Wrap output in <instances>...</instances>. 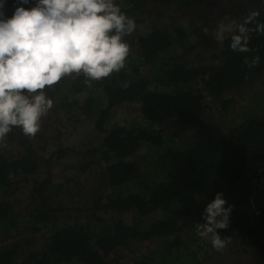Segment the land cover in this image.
Returning a JSON list of instances; mask_svg holds the SVG:
<instances>
[{"label": "trees", "instance_id": "trees-1", "mask_svg": "<svg viewBox=\"0 0 264 264\" xmlns=\"http://www.w3.org/2000/svg\"><path fill=\"white\" fill-rule=\"evenodd\" d=\"M226 1L121 0L119 7L138 29L147 9L158 5H174L192 27L186 21L155 23L147 31L137 32L136 27L125 38L130 54L121 72L93 82L92 87L84 83L82 73L73 74L43 90L47 97L57 95L56 108L76 121L72 110L78 107L89 137H82L75 148L70 144L48 149L46 156V145L38 147L34 141L41 142L51 127L41 128L34 138L13 128L0 142V264H107L113 252L151 238L163 240L161 260L142 255L135 264H197L201 251L213 249L210 242L195 245L196 239L183 233L180 219L201 220L217 193L240 203L250 192L247 180L256 161L264 158V90L250 105L239 104L234 96L264 78V34H251L249 47L254 51L248 53L231 51L229 38L218 42L210 21L212 8ZM232 1H239L238 24L250 11H259L257 23H264V0ZM34 4L35 0L29 4L19 0L15 8ZM197 49L210 53L196 59ZM256 55L259 65L248 68L244 57ZM259 83L264 89V79ZM117 112L125 118L117 120ZM52 126L56 129V124ZM10 145L15 152L10 153ZM69 149L76 152L71 162L85 175L61 173L64 177L53 181L52 161L61 156L66 167ZM43 168L47 175L39 178ZM28 178H33L32 206L25 220L17 217L8 197L14 184ZM73 179L88 188L87 201L81 208L59 200L53 203L54 190L68 188ZM243 191L247 193L241 195ZM259 206L263 211L259 220L247 218L251 225L247 239L264 224V205ZM73 211L80 218L70 221L66 212ZM130 215L136 221L128 222L125 216ZM241 218L239 214L238 223ZM233 230L229 225L220 235L233 237ZM39 234L45 242L35 251ZM258 251L264 262V246ZM183 254L189 261H180Z\"/></svg>", "mask_w": 264, "mask_h": 264}, {"label": "clouds", "instance_id": "clouds-1", "mask_svg": "<svg viewBox=\"0 0 264 264\" xmlns=\"http://www.w3.org/2000/svg\"><path fill=\"white\" fill-rule=\"evenodd\" d=\"M259 16V11H250L239 24L225 16L216 25V40L229 38L233 52L254 51L249 47L251 34H264ZM136 27L115 0H35L30 8L16 7L10 18L5 0H0V142L13 128L29 138L41 131L43 117L54 106L43 91L46 87L81 73L92 87L125 69L130 54L125 38ZM243 63L257 67L260 56H245ZM226 205L224 194L217 193L202 213L203 222L195 224L197 234L209 239L217 252L230 243V237L218 232L229 227L233 206Z\"/></svg>", "mask_w": 264, "mask_h": 264}, {"label": "rangeland", "instance_id": "rangeland-1", "mask_svg": "<svg viewBox=\"0 0 264 264\" xmlns=\"http://www.w3.org/2000/svg\"><path fill=\"white\" fill-rule=\"evenodd\" d=\"M120 1L121 0L119 1L115 0V2H117L116 3L117 5H120L119 3ZM18 2L19 0H5V14L7 17L10 18L13 15L15 11V4ZM226 2L227 3L225 5L217 4L215 7L212 8V11L214 14L212 15L214 16V18L210 21L214 25L213 27L214 31H215L218 21H220L225 16H227L230 20H235L237 24H238L239 18L242 17V13L238 5L239 1L236 2L232 0H227ZM147 11L149 13L148 15L145 14L144 16L145 21L143 20L142 22L143 23L142 28L138 29L139 26L137 25V29H136L137 32L140 30L147 31L150 29V27H153L152 25L155 23L171 25L177 21H181L182 23H184L187 20V17L183 15L181 10L177 9V7H175L174 5H171L170 7H166V5H163V6L158 5L156 7H152L151 9L148 8ZM188 22L189 20L186 21V23L190 27H192V24ZM194 51H195V55L193 56V58H196V59H200L204 57L203 55H208L210 53V51L200 50V49H197ZM196 59H194V61H197ZM206 61L210 62L207 59ZM259 78H260L259 81L250 83L242 87L234 94V96L238 98V101L240 102L239 104L250 105L253 99L255 100L258 99L257 96L262 93L261 91L264 90L263 87L259 83L264 78H262L261 76ZM49 98H51L54 101V106L50 110L48 115L43 117L42 119L43 127L42 128H45V127H51V128L48 129L47 131L48 134L41 139V142L39 140L33 139L35 140L34 142L36 145H38V147L40 145L43 146L42 144L46 145L47 148L43 152L45 156L48 155L50 151H53L55 148L59 147L60 145H70L71 144L75 148V146L79 144L80 142L79 140L82 139V137L83 138L84 136L89 137L87 136L88 131L85 130L88 127L87 121H85L82 118L83 117L82 112L78 110V107L73 108L72 110L73 113H75V115L79 118L78 121H76L73 117L70 116L69 112L59 111L56 108L55 102L58 99L57 95L51 96ZM262 99H264V94L262 96ZM214 111H216V108L214 109ZM117 113L118 115L115 116V118L116 117L118 118L117 120H123L125 118L124 113L122 114H120L119 112ZM219 122L223 123V119H219ZM53 124H56V129L53 128L52 126ZM87 139L88 138H85L83 139V141ZM48 149H50V151H48ZM9 150H10V153H13V150L15 152V147L13 145H10ZM74 154H76V152L73 149L68 150L66 167L64 164L66 162H64L61 159V156L60 158L55 157V160L57 161L58 165H56V161L54 160L52 161L54 163L52 164L50 168V170L52 169L51 171L54 172L53 181L60 180L62 177H64V175L73 176L76 172H78L79 175L80 174H82L83 176L85 175L83 171H79L77 167L74 165V163L71 162L73 158L75 157ZM45 170H46L45 168L41 170L40 172L41 175L38 174L39 178H44L47 175ZM61 173L64 175H62ZM32 180L33 178L31 179L28 178L26 180V183L20 182L16 186L14 184L13 188L10 190L11 193L9 194V197H8L15 204V208H16L15 210L17 213V217L21 219H25V220L29 219L31 216V213L30 211H28V209L32 206V204L30 203V196H31L32 191L29 189V186H30L29 181H32ZM70 182L72 183V185H69L68 188L62 187L61 189L54 190V197L52 201L54 203L56 200H59L64 205H67V206L76 205L79 208H81L82 206L81 203H85L87 201L88 188L84 190L85 187L79 186L74 179L70 180ZM250 190L251 189L249 187V191ZM245 193H247V191L245 192L243 191L241 195H244ZM244 198L245 197H243V199ZM32 201L34 203L33 198H32ZM255 201L257 205L258 204L264 205V197L257 195ZM239 213L242 214V218L239 220V223L237 224V226L234 228L232 232L233 237L232 235L229 236L230 243L223 250V252H217L213 248L210 252H208L207 250L206 253L204 254L203 253L204 250H203L200 252L201 254H203L202 257L200 256L201 261L199 260L197 264H233L234 261H239L241 263H247V264H264V262L261 260L262 251H258L257 252L258 254L255 252V249L257 247L264 246V224L258 231H255L252 237L248 236V239L251 241V243L250 242L248 243L246 231L250 229L251 225L250 223H248V219H247L249 217V213H248V206L246 203L243 204L242 207H240ZM77 215H79V212L77 211L66 212V218H69L68 220L70 221L76 218H80ZM103 218L107 219L108 215L103 213ZM125 218L128 222H131V220L133 222L136 221L134 217L132 218L131 215L125 216ZM201 220H196L193 222L191 218L189 219L181 218L180 222L183 225V231H184L183 233L193 237L194 239H197L198 234L196 231L195 224L197 222L202 223ZM25 236L27 237L26 234ZM257 237L258 238L261 237V239L258 240ZM44 242H45V238L39 234L36 242H34L35 246L33 249L35 251L38 250L39 248H41V245H43ZM194 244L196 245L195 242ZM193 247L196 248V246H192L190 249H192ZM164 253H165L164 244H163L162 238H151V239H147L142 242H138L136 244L133 243L130 248L125 247L123 249H120L118 253L113 252L106 258V261H107V264H135V261L138 260L142 255H146V256H149L151 259H154V262H158L159 260H161ZM188 256H189L188 254H185V255L183 254L181 255L183 259L182 258H179V259L182 262H186V261H189ZM186 264H189V263H186ZM190 264H192V262H190Z\"/></svg>", "mask_w": 264, "mask_h": 264}, {"label": "built area", "instance_id": "built-area-1", "mask_svg": "<svg viewBox=\"0 0 264 264\" xmlns=\"http://www.w3.org/2000/svg\"><path fill=\"white\" fill-rule=\"evenodd\" d=\"M248 184L250 185V192L248 195L245 196V198L240 202H235L232 200H227L228 205L233 206V210L230 214V223L229 225L233 228L237 226L238 219H239V212L240 207L243 206V204H247L248 206V213L249 217H251L253 220L258 221L260 216L262 215V208L259 206V204H256V197L257 195L264 197V158H261L256 161L252 176L250 179L247 180ZM226 205V207L228 206ZM220 230L218 229V232L220 234ZM210 240L198 235V238L196 239V244H206L209 243Z\"/></svg>", "mask_w": 264, "mask_h": 264}, {"label": "flooded vegetation", "instance_id": "flooded-vegetation-1", "mask_svg": "<svg viewBox=\"0 0 264 264\" xmlns=\"http://www.w3.org/2000/svg\"><path fill=\"white\" fill-rule=\"evenodd\" d=\"M197 42V41H196ZM196 42H192V44H195Z\"/></svg>", "mask_w": 264, "mask_h": 264}]
</instances>
